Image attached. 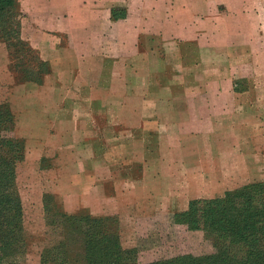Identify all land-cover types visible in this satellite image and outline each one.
<instances>
[{"label": "rangeland", "instance_id": "rangeland-1", "mask_svg": "<svg viewBox=\"0 0 264 264\" xmlns=\"http://www.w3.org/2000/svg\"><path fill=\"white\" fill-rule=\"evenodd\" d=\"M252 63L253 67L247 63L231 78L237 81L232 92L249 87L253 74L262 76L264 51H256ZM19 70L22 68L10 70L6 44L0 41V104L10 105L15 135L25 142L15 178L25 241L12 256L19 264H52L44 259L53 260L54 248L64 239L61 232L74 229L66 217L74 216L106 218L105 232L118 235L124 249L137 248V259L132 260L139 264L179 255L188 259L211 255L213 240L205 231L177 222V214L187 211L195 200L213 199L242 185L264 182V155L260 153L264 145L258 141L251 147L237 140L241 147H232L234 135L245 141L246 136L261 134L252 132L254 121L249 129L231 131H202L195 121L184 124L189 130L179 133L172 127L188 121L185 112L179 115L185 107L138 99L134 94L120 99L113 93L96 100L101 113L88 114L96 106L92 93H103L92 92L91 87L98 85L84 82V74L76 91L74 86L47 83L46 76L42 83L21 81ZM112 73L116 70L107 76L111 78ZM138 81L136 86L142 89ZM254 86L264 91V85ZM123 104L128 110L156 108L161 113L142 115L147 127L134 130L130 124L139 122V117L121 110ZM105 109L110 113L103 112ZM115 109L121 114H114ZM197 109L203 112L206 106ZM241 119L252 121L251 116ZM116 124L121 128H115ZM74 221L79 225L78 219Z\"/></svg>", "mask_w": 264, "mask_h": 264}, {"label": "crops", "instance_id": "crops-1", "mask_svg": "<svg viewBox=\"0 0 264 264\" xmlns=\"http://www.w3.org/2000/svg\"><path fill=\"white\" fill-rule=\"evenodd\" d=\"M20 2L23 35L51 66L45 82L79 89L84 74V82L98 85L91 91L103 93L90 95L96 106L88 114L101 113L99 98L134 94L185 107L179 115L186 113L188 123L179 121L172 127L179 133L189 130L184 124L195 121L202 131L249 129L254 121L252 132L261 134L246 136L245 141L234 135L232 147H239L237 140L251 147L258 141L264 145V91L254 86L264 85V68L262 76L249 77L244 91H231L237 83L231 78L247 63L253 67V54L264 51V0ZM115 70L109 78L107 73ZM138 80L142 89L136 86ZM200 105L206 106L203 112L197 109ZM114 111L121 114L120 109ZM128 113L139 117L130 124L135 130L147 127L142 115L157 116L161 111L134 107ZM245 116H251V123L241 119ZM260 153L263 156L264 149Z\"/></svg>", "mask_w": 264, "mask_h": 264}, {"label": "trees", "instance_id": "trees-1", "mask_svg": "<svg viewBox=\"0 0 264 264\" xmlns=\"http://www.w3.org/2000/svg\"><path fill=\"white\" fill-rule=\"evenodd\" d=\"M24 16L20 0H0V41L6 44L10 70L15 72L21 67V81L42 83L51 66L24 37ZM14 128L10 105L0 104V264H19L12 256L25 242L23 206L15 184L16 163L24 158L25 142L15 135ZM177 216V222L205 231L213 240L215 251L208 256H188V259L179 255L151 264H264V182L248 183L213 199L195 200ZM77 217H66L70 218L69 223L73 222L74 229L61 232L64 239L54 248L53 260L45 257V262L139 264L132 260L138 256L137 248L124 249L118 235L105 232L106 218ZM47 254L48 250V257Z\"/></svg>", "mask_w": 264, "mask_h": 264}]
</instances>
